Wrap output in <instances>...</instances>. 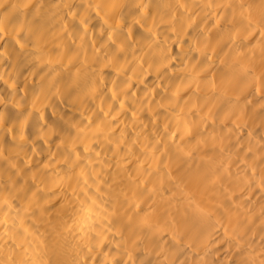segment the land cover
Instances as JSON below:
<instances>
[{
    "label": "bare ground",
    "instance_id": "6f19581e",
    "mask_svg": "<svg viewBox=\"0 0 264 264\" xmlns=\"http://www.w3.org/2000/svg\"><path fill=\"white\" fill-rule=\"evenodd\" d=\"M35 2L3 0L0 4V22L31 37L23 51L9 40L12 51L8 59L0 61V230L43 236L45 241L57 239L62 232L64 241L71 244L85 232V225L90 226L101 241L98 245L101 254L94 251L87 258L90 264H97L110 250L115 251L106 241L115 243L117 238L124 241L122 247L127 249L121 264H159L161 248L167 250L170 258L179 257L182 249L189 259H197L198 255L210 259L203 251H194L188 237L193 234L203 237L210 232L214 237L216 232L223 236L229 226L258 238L264 231V184L259 179L264 175V75L260 71L264 58L260 46L252 44L245 50L237 44L239 51L227 62L225 48L213 71L206 62L212 59L211 54L204 56L202 19L206 18L196 17L199 9L191 2L185 7L197 22L186 26L178 41L174 35L177 29L168 27L171 21L160 22L156 27L149 19L146 26L137 23L128 27L137 19V13L163 21L166 0H147L146 8L138 7L140 0H122L116 23L123 31L115 34L103 26L102 18L95 12L88 14L83 0H67L70 10L60 27L43 16L36 17ZM212 23L209 21V25ZM215 23L219 26L220 21ZM156 40L167 44V55L171 58L167 63L170 68L176 66L171 78L160 79L159 64L155 65V71H149L153 58L164 55L162 49L153 47ZM223 40L221 36L213 44V52L220 49ZM132 51L137 53V65H144L145 75L140 89L135 84L129 86L133 95H143L141 90L148 85L144 104L147 111L128 110L132 121L128 129L134 135L126 153L114 155L128 138L120 112L109 117L114 121L120 117L115 125L120 130L119 145L108 141L107 134L104 139L85 144L81 151H89L90 146L93 155L99 158L97 164L89 161L95 169V184L79 195L68 188L67 194L81 202L82 207L77 212L66 211L70 201L57 196L49 198V194L67 184L68 168L58 149L69 137L83 131L77 123L87 105H79L78 99L93 74L106 84L114 98L113 86L128 68ZM78 56L83 70L73 67ZM237 59L238 69L233 67ZM204 75L206 79L201 80ZM154 80L158 89L151 87ZM53 81L57 97L50 107L34 110L45 82ZM169 86L173 107L176 98L183 96L175 114L167 111L168 102L162 103L157 95V91ZM189 89L191 94L184 95ZM96 107H101L99 101ZM119 107L125 108L123 101ZM102 114L107 116V110ZM148 118L168 132L167 143L161 146L159 135L153 142L149 135L142 134ZM87 120L93 123L92 115ZM94 123L93 134L104 131L99 120ZM133 124L141 128L136 130ZM68 148H72L71 143ZM125 155L135 164L125 160ZM76 171L81 184L91 182L82 169ZM250 175L257 179L256 186L244 195L246 203L241 202L245 211L237 214L226 209L221 193H226L235 204L230 185L238 184L241 178L247 184ZM186 183L199 191L206 203L215 199L224 210L223 216L216 214L212 220L207 219V210L199 200L192 201L190 216H174L168 202L174 205L181 192L190 197ZM145 187L147 193L142 191ZM147 194L152 195L151 200ZM130 204L138 214L128 211ZM218 239L211 241L216 249L223 247L216 243Z\"/></svg>",
    "mask_w": 264,
    "mask_h": 264
},
{
    "label": "clouds",
    "instance_id": "9594fccd",
    "mask_svg": "<svg viewBox=\"0 0 264 264\" xmlns=\"http://www.w3.org/2000/svg\"><path fill=\"white\" fill-rule=\"evenodd\" d=\"M83 2L88 14L95 12L98 17L102 18L103 26L108 28L113 34L118 31H123L116 23L117 19H119L118 9L121 6L122 0H83ZM190 2L199 9L196 12V17L206 18L202 19V40L206 44L204 52L205 58L209 54L212 56L210 61L206 59V62L211 66V70L214 71L217 67V61L225 48L228 49L226 62L231 61L232 57L239 51V48L236 47L237 44L245 50L252 44H258L260 46L261 57L264 58V0H166L167 13L163 21H159L157 18H151L147 13H137V19L132 20L128 27L131 28L133 24L137 23L146 26L149 19H152V23L156 27L159 26L160 22L171 21L168 27H175L177 29L174 35L178 41L179 35L184 31L185 27H190L197 22L196 18L186 10L185 6ZM2 3L3 0H0V4ZM66 5L67 0H36L34 15L36 17L43 16L56 24L57 27H60L64 22V17L70 10ZM138 7L146 8L147 0H140ZM216 20L220 21L219 26L216 25ZM209 21L213 23L209 25ZM221 36L224 37L223 44L218 51L213 52V44L217 40H220ZM9 40L13 41L20 51H23L31 42V37L21 29L13 30L5 23L0 22V42H3L0 43V61L8 59L12 51L8 46ZM124 42H127L126 35L124 36ZM153 47L157 50L162 49L164 55L162 58H153V68H150L149 71H155V65L159 64L158 76L160 79L171 78V74L176 72L177 69L176 66L170 68L167 63L171 59L167 55V44L163 40H156L153 42ZM129 49L131 51L130 45ZM136 55L137 53L132 51V59L129 62L128 68L121 74L118 84L113 86V91L115 92L114 98L112 92L107 89L106 84H102L99 78L93 74L91 83L78 99L79 105H87V107H84V111L77 123V127L82 128L83 131L76 132L73 137H69L58 149L65 160V166L68 168L65 174L67 184L62 185L60 191H54L49 194V198L57 196L59 199L70 201L69 209L66 211L77 212L82 207L81 202L76 201L72 196L67 194L68 188H72L73 192L79 195L81 191L91 188L95 184L93 177L95 169L90 166L89 161L97 164L99 158L93 155L90 146L89 151H81L85 144L89 141L104 139L105 134H107L108 141L119 145L121 139L120 130L115 128V125L118 124L120 117H117L115 121L109 119V117L114 112H120L125 120L123 131L127 134L128 138L125 139L124 145L114 155L119 156L120 153H126L127 145L132 135H134L128 129V124L132 123L131 118L127 114L128 110L147 111L144 108V104L147 102L148 85H145L141 90L143 95H133L132 88L129 86L130 84H135L137 89H140V85L143 83L142 77L145 75L144 65H137L136 63ZM77 66L82 70L84 69V65L80 64L79 56L73 67ZM239 66L240 61L237 59L233 67L238 69ZM260 71L264 75V62L261 63ZM129 73H131V79H129ZM200 79H206V75L201 76ZM151 87L158 89L159 86L154 80ZM171 93L172 86L157 91V95L162 98L161 102H168L169 106L167 111L175 114L176 109L179 108L183 100V96L176 98V104L173 107L171 102L174 98ZM189 94H191V89L187 93H184V95ZM212 95H215V93ZM54 97H57L55 82L53 81L52 84L45 82V90L36 99L34 110H38L39 107H50ZM89 101L92 103L89 104ZM97 101L101 105L99 109L96 107ZM121 101L125 105L123 109L119 107ZM153 106H155V101H153ZM105 110H107V116L102 114ZM89 115H92L93 123L88 122L87 117ZM97 120L101 122L104 131L93 134L91 129L95 127L94 122ZM133 128L139 130L141 125L133 124ZM44 131L47 132V128ZM142 134L149 135L153 142H155L156 136L159 135V145L161 146L168 142V132L161 129L159 123L153 125L150 118L147 119V127ZM69 143L72 144L71 149L68 148ZM156 150L159 151V147ZM124 159L129 160L132 165L135 164V161H132L129 155H125ZM77 169H82L91 182L86 181L84 184H81L80 177L77 175ZM256 179L257 177L250 175L247 177V184L241 178L238 184L230 185L235 196V204L229 199L226 193H221L225 208L231 211H237V214L240 211H245L240 206L241 202L246 203L244 201V195L256 186ZM259 179L261 184H264V175H261ZM184 186L191 193L190 197H185L183 192H181V195L176 198L174 205L173 202H168V206L172 209L174 216L177 218L190 216L192 214L191 203L193 200H199L203 204L207 210V219L212 220L216 214L223 216L224 210L221 209L220 204L215 199L206 203L201 198L199 191L193 189L191 184L186 183ZM137 188H139L138 184ZM142 191L147 193V188L145 187ZM147 195L148 199L151 200L152 195ZM82 200L83 197L81 198ZM52 207L55 208V204ZM128 211L134 215L138 214L131 204L128 206ZM216 226H219V224ZM192 228L194 230L196 225L194 224ZM213 232H215V227L213 228ZM215 237H219L216 243L222 244V248L216 249L211 243ZM215 237L211 232L203 237L199 234H193L188 237V242L192 249L194 251H203L205 256L210 257V259L200 258L199 255L197 259H189L182 249L179 257L170 258L167 250L161 248L162 259L159 264H229V261H231V264H264V231L260 232L257 238L253 234L243 233L229 226L223 236H220L216 232ZM100 242V236L93 234L91 227L87 225H85V232L81 236L76 237L71 244L64 241L62 232L58 234L57 239L45 241L43 236L37 237L28 233L18 235L0 230V264H90L87 258L92 256L94 251L98 255L101 254V250L98 247ZM106 242L115 251L110 250L107 256L97 261V264H121V257L127 251L125 247H122L124 241L117 238L115 243H112L111 240ZM177 247L180 248L179 245ZM184 247H188V245L185 244Z\"/></svg>",
    "mask_w": 264,
    "mask_h": 264
}]
</instances>
